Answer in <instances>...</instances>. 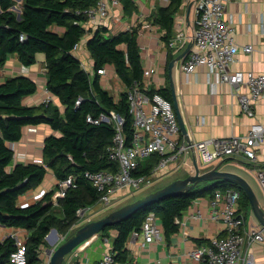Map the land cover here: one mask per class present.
<instances>
[{
    "label": "trees",
    "instance_id": "1",
    "mask_svg": "<svg viewBox=\"0 0 264 264\" xmlns=\"http://www.w3.org/2000/svg\"><path fill=\"white\" fill-rule=\"evenodd\" d=\"M184 0H169L166 6H157L149 20L160 26L162 39L168 46L174 34L176 15L183 8ZM98 0H24L23 12L18 17L13 9L16 0H0V67L8 58L17 54L26 66L37 62V53L44 52L47 67V87L61 103L28 105L24 98L38 90L37 81L29 75L10 76L0 83V223L4 226L25 228L27 264H39L40 252L47 242L52 228L61 234H72L80 225L79 210L98 203L100 192L85 176L87 170H118L119 162L110 155L115 129L112 123H94L87 120L102 111L116 110L125 118L128 140L133 135V119L127 90L122 91L119 101L103 87L98 69L113 65L126 88L135 81L142 82L144 64L138 33L141 23L113 36H107L106 27H99L87 41V49L94 58L95 75L92 77L80 57L74 53L75 45L86 34L81 23L88 20L85 10ZM126 14L137 12L135 0H121ZM24 35V38H22ZM125 44V48L119 45ZM171 50V48H169ZM170 100L171 92L160 88ZM83 96L79 106L76 100ZM63 106V107H62ZM47 123L61 135L49 134L44 141L42 162H17L9 142L22 138L25 126ZM150 162H140L137 174H149L159 160L153 154ZM52 170L59 180L70 174L75 176V186H70L58 203L53 201L56 189L28 205L19 202V196L38 187ZM205 181L189 191L171 195L148 204L121 222L107 226L101 233L115 228L114 257L118 261L129 259L127 241L135 229H140L146 215L156 212L169 235L179 230L176 218L181 217L197 198L213 197L217 190H240V209L247 215L251 202L247 192L233 180ZM59 187V184L57 188ZM72 232V233H71ZM17 249L16 239L9 235L0 241V264H16L11 254ZM64 264V263H63Z\"/></svg>",
    "mask_w": 264,
    "mask_h": 264
},
{
    "label": "crops",
    "instance_id": "2",
    "mask_svg": "<svg viewBox=\"0 0 264 264\" xmlns=\"http://www.w3.org/2000/svg\"><path fill=\"white\" fill-rule=\"evenodd\" d=\"M108 1L110 2V0ZM135 1L138 10L132 15L126 14L123 6L110 5L108 16L98 17L96 21L87 23L86 34L81 38L79 47L74 49V53L81 60L85 54L88 56V62L87 60H82L84 67L88 71L94 65V58L87 49V41L96 29L106 27L107 36H113L121 31L130 29L137 21L141 20L143 21L141 31L146 42V48L142 49L144 67L150 65H158L160 67L163 78L162 88H166L171 92L172 99L174 98V86L180 112L188 129L187 135L181 131L182 138L197 141L212 137H227L235 134L245 139L250 126L254 122H261L264 125L263 97L253 99L255 115L251 116L243 110L239 95L231 91L230 84L220 83L215 80V83H211L206 66H199L195 71L187 74L181 67L184 60L182 58L175 62L171 73L170 62L185 48L181 51L170 50L162 39L163 32L160 28L145 20L157 6H166L169 4V1ZM189 4H184L180 13L176 15V18L178 16L181 22H183L184 18V23L188 28L194 18L193 10L191 9V22L188 24L186 13ZM23 5L24 0H16L15 7H18V11H16L18 15L22 14ZM224 11L235 27V40L239 46L242 47L247 43L254 45V49L251 52L244 51L242 48L240 49L237 60L232 64V68L244 71L253 70L257 73L264 72V0H225ZM191 42L190 39L188 44ZM121 47H125V45L122 44ZM89 65H92L91 68ZM90 73L92 72L90 71ZM20 74L29 75L38 83V90L26 96L24 103L28 105L41 104L43 97L48 95L45 53L38 52L37 62L32 66L24 65L17 54L11 55L6 64L0 67V83L4 82L7 77ZM92 74L95 75L94 70ZM119 80L121 81L113 72H110L107 76L101 75L103 87L110 91L112 89L115 90L114 92L111 91L113 94H118L125 87L124 84L123 87L121 86ZM240 93L249 97L252 96L251 88L247 84L242 85ZM51 101L61 105L53 93L51 94ZM49 134L61 135V132L53 129L47 123L25 126L22 138L18 141L9 142V145H12L14 148V160L8 169L12 171L17 162L42 160L44 141ZM257 149L258 163L263 165L264 142L260 143ZM150 158L142 159L141 162L146 165L150 162ZM195 158H197L196 153L191 151L186 153L180 160L171 162L168 167L156 174L154 184H160L158 186L160 188L176 178L194 173L196 169ZM217 164L220 165V169L233 171L244 176L249 183L250 175L254 176L255 174L251 163L243 155L220 158L208 166H202V168L203 170L209 169ZM255 178L262 186L256 175ZM59 181L55 173L49 170L38 187L19 196V202L22 205H28L40 200L47 192L57 189ZM206 182L209 183V181H205L204 184ZM237 184L241 186L239 183ZM250 185L252 186L251 183ZM136 195L137 193H133L130 187L120 190L115 196L113 208L119 207L120 204L129 201ZM212 210L211 197L197 198L184 210L180 217L181 221L178 222L179 230L169 235L164 232L163 238L159 242L149 244L144 241L143 236H139L133 240H131L130 236L126 246L132 264H204L202 261L192 258L190 250L200 244L209 242L216 235L224 236L227 234L224 222L212 218ZM99 211L100 209L93 210L91 220L96 219V215H100ZM198 212H201L200 217L194 216ZM81 220L83 223L89 221L87 218ZM251 225L262 227L252 207H250V211L246 215V226L250 227ZM3 228L6 233H17L24 237H28L29 235V231L25 228L13 226H4ZM49 233L54 238L49 239L50 236L46 237V244L48 245H46L45 250L47 253H49L51 247L63 242L69 236V234H61L58 229L57 231L52 230ZM117 233V230L112 228L107 234L103 235L99 233L93 236L70 253L67 260L71 256L73 259H100L105 251H113V241ZM250 250L254 254L256 264H264V242L254 243L251 245ZM66 264H68V261H66Z\"/></svg>",
    "mask_w": 264,
    "mask_h": 264
},
{
    "label": "built area",
    "instance_id": "3",
    "mask_svg": "<svg viewBox=\"0 0 264 264\" xmlns=\"http://www.w3.org/2000/svg\"><path fill=\"white\" fill-rule=\"evenodd\" d=\"M183 2L184 4L192 3L193 22L188 28L184 23V18L181 22L177 16L174 34L169 40L168 46L165 43L166 47L181 51L187 47L188 41L191 39L192 47L183 58L182 69L190 74L199 66H206L211 83H215V80L230 84L231 91L239 95L243 110L251 116L255 115L252 101L258 97L264 99V72L257 73L253 70L244 71L232 68L240 49L251 52L254 45L247 43L240 47L236 42L235 27L225 15V0H184ZM110 5L123 6L121 0H110V2L98 0L95 5L85 10L89 18L81 23L86 27L88 22L96 21L98 17L108 16ZM150 15L145 20L151 22ZM138 23H141L138 42L142 56V49L146 48V42L141 31L143 21L139 20L134 25ZM151 23L160 28L159 25ZM79 45L80 41L74 49ZM121 45H119L120 48L126 47H121ZM97 71L102 76H107L110 72L118 76L113 65L103 66ZM92 76L94 75L92 74ZM162 81V73L158 65L146 66L142 82L135 81L130 87H124L118 94H114L117 102L122 91L127 90L128 92L133 119V135L130 140H128L124 128L125 118L116 110L102 111L97 117L88 115V121L112 123L115 135L110 155L119 162V169L116 171L87 170L85 172V176L100 192V199L97 204L80 209L78 213L80 219L91 220L90 212L108 206L115 199L117 193L124 188L138 189L155 183L157 173L191 151L196 153L201 166H208L216 160L228 156H245L264 189V164H259L257 158V147L264 142V125L261 122H254L245 139L235 134L197 141L182 138L181 126L173 101L159 91L162 88ZM243 84L250 86L251 97L240 93ZM47 92L48 95L43 97L42 103L51 101L52 93L48 88ZM83 99L84 97L80 96L76 100V106H79ZM10 146L14 150L12 145ZM155 153L159 155V160L152 168V172L137 174L135 171L141 160L149 158ZM35 162H42V160L37 159ZM72 185H76L73 174L60 180L59 187L53 195V201L58 203V198L63 196ZM132 192L135 193V191ZM240 197V190L235 188L216 191L211 198L213 208L211 216L215 220L224 222L227 234L216 235L209 242L191 249L192 258L200 260L204 264H256L250 247L254 243L264 242V228L256 225L246 226V214L240 209ZM200 215L201 212H198L194 216L200 217ZM176 221L180 222L181 218H176ZM3 227L4 225L0 223V241L11 235L17 243V249L10 256L11 261L16 264H27V237L17 233H6ZM163 234L164 227L159 215L150 211L140 229H135L130 236L131 240L143 236L146 243L152 244L162 240ZM39 264H51V254L47 253L45 259H42ZM68 264H132V260L129 258L126 261H118L115 259L113 251H105L98 260L73 259L71 256Z\"/></svg>",
    "mask_w": 264,
    "mask_h": 264
},
{
    "label": "water",
    "instance_id": "4",
    "mask_svg": "<svg viewBox=\"0 0 264 264\" xmlns=\"http://www.w3.org/2000/svg\"><path fill=\"white\" fill-rule=\"evenodd\" d=\"M14 7L15 5L13 6V8ZM191 9H192V3L188 5L187 13H186L188 24H190L191 22L190 19ZM0 11H1V7H0ZM20 16L21 15L19 14L18 17ZM191 47H192V42L189 43L187 47L175 59H173L170 62L171 73L175 65V62L177 60L184 58L190 51ZM173 94H174L173 104L176 108L178 120L181 126V131L185 135H187L188 129L186 127L184 118L180 112L174 86H173ZM195 167L196 169L194 173H190L185 177L176 178L158 189H155L143 196L134 199L133 201H130L119 207L114 208L113 210H111L110 212L99 218L92 219L83 223L72 234H70L63 242L49 249V253L51 254V264H63L66 259V256L69 253L74 251L85 241L101 233L107 226L121 222L123 219L135 213L136 211L140 210L141 208L147 206L148 204L156 203L164 199L165 197L171 195H178L182 192L189 191L192 188H194L197 184L203 181L233 180L239 183L246 190L250 198L252 210L256 215L259 223L264 228V208L262 207L260 200L256 192L254 191L253 187L250 185V183L244 176L233 171L220 169L219 164L209 169L203 170L197 158H195ZM52 230L57 231V228H52L51 231ZM49 236L50 233L47 235V237Z\"/></svg>",
    "mask_w": 264,
    "mask_h": 264
},
{
    "label": "rangeland",
    "instance_id": "5",
    "mask_svg": "<svg viewBox=\"0 0 264 264\" xmlns=\"http://www.w3.org/2000/svg\"><path fill=\"white\" fill-rule=\"evenodd\" d=\"M18 1V0H17ZM19 1H21V0H19ZM15 11H18V7H15V8H13ZM88 56L85 54V56H82V60H84V61H86L87 60V62H88ZM89 64V63H88ZM91 66L92 65H89V67L91 68ZM92 73H93V70H94V65L92 66V69H89ZM93 77V76H92ZM120 81V80H119ZM120 84H121V86L123 87V83H122V81H120L119 82ZM115 88V87H114ZM111 91H115V90H111ZM254 174V173H253ZM255 175L256 174H254V176H252V175H250V178H249V180H250V183L252 184V186H253V188L255 189V191H256V194H257V196H258V198H259V200H260V202H261V204L262 205H264V192H263V189H262V186L259 184V182L257 181V179L255 178ZM257 177V176H256ZM160 185V184H159ZM158 184H151V185H147L146 187H141V188H138V189H135V188H133L132 189V191H135L136 193H137V195L136 196H134V197H132L129 201H126V202H123L122 204H120L119 206H121V205H123V204H125V203H127V202H130V201H133L134 199H136V198H138V197H140V196H143V195H145V194H147V193H149V192H151L152 190H155V189H157L158 188V186H159ZM150 188V189H149ZM145 189H147V190H145ZM143 190H145V191H143ZM143 191V192H142ZM115 201L113 200L108 206H105L104 208H101L100 209V215L98 214V215H96V217L95 218H98V217H101V216H103V215H105V214H107L108 212H110L111 210H113L114 208H116V207H114L113 208V204H115L114 203ZM118 207V206H117ZM92 213L93 212H91V216H92ZM72 232H74V231H72ZM71 232V233H72ZM51 238H54V236L52 237V236H50L49 237V239H51ZM49 241H51V240H49ZM46 245H48V244H44V246L42 247V251L40 252V257H41V259H45V257H46V255H47V252H46ZM69 255L70 254H68L67 255V258H66V261H68L67 259H68V257H69ZM66 261H65V264H66Z\"/></svg>",
    "mask_w": 264,
    "mask_h": 264
}]
</instances>
